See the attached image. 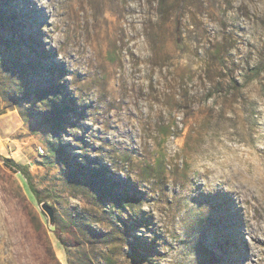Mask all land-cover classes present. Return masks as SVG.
<instances>
[{
  "label": "rangeland",
  "instance_id": "374dc122",
  "mask_svg": "<svg viewBox=\"0 0 264 264\" xmlns=\"http://www.w3.org/2000/svg\"><path fill=\"white\" fill-rule=\"evenodd\" d=\"M0 7V264H264V0Z\"/></svg>",
  "mask_w": 264,
  "mask_h": 264
},
{
  "label": "trees",
  "instance_id": "16d2710c",
  "mask_svg": "<svg viewBox=\"0 0 264 264\" xmlns=\"http://www.w3.org/2000/svg\"><path fill=\"white\" fill-rule=\"evenodd\" d=\"M8 18H9V15H7V12L4 11L1 7H0V24H4L5 26H7V28L4 29V31H2L0 29V48L2 46H7L9 47L10 49L13 48L12 46V40L14 38H10V37H7L5 35L4 32H7L9 29L13 28V25H11V23L8 21ZM15 31L17 29H14ZM11 40V41H10ZM15 50V49H13ZM64 112V108L61 107L59 109V113L62 114ZM54 125V127H60L62 125V121H61V118L60 117H56L52 123ZM51 151L54 153V152H59L60 149L56 146H52L51 147ZM5 163L7 164H15V166L19 169V173L21 174V176L24 178L25 180V183H24V189H25V192L27 193V195H30L31 197L33 198H40V193L39 191L34 187L33 183H32V177H31V173L29 172L28 170V166L27 165H20V164H16L13 160L9 159V158H4L3 159ZM93 177H101V175L103 174L101 171L100 172H97V171H92L90 173Z\"/></svg>",
  "mask_w": 264,
  "mask_h": 264
},
{
  "label": "water",
  "instance_id": "95a60500",
  "mask_svg": "<svg viewBox=\"0 0 264 264\" xmlns=\"http://www.w3.org/2000/svg\"><path fill=\"white\" fill-rule=\"evenodd\" d=\"M42 208L47 212L49 216L50 224L53 225L54 224L53 210L51 209V207H49L46 204H42Z\"/></svg>",
  "mask_w": 264,
  "mask_h": 264
},
{
  "label": "bare ground",
  "instance_id": "6f19581e",
  "mask_svg": "<svg viewBox=\"0 0 264 264\" xmlns=\"http://www.w3.org/2000/svg\"><path fill=\"white\" fill-rule=\"evenodd\" d=\"M39 149H40V152H43V150H42V148H41V147H39Z\"/></svg>",
  "mask_w": 264,
  "mask_h": 264
}]
</instances>
